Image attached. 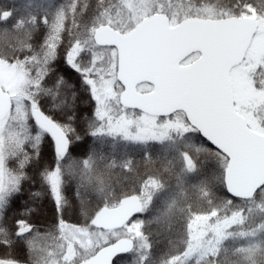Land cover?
<instances>
[{
  "label": "snow or ice",
  "instance_id": "6c2138e0",
  "mask_svg": "<svg viewBox=\"0 0 264 264\" xmlns=\"http://www.w3.org/2000/svg\"><path fill=\"white\" fill-rule=\"evenodd\" d=\"M0 264H264V0H0Z\"/></svg>",
  "mask_w": 264,
  "mask_h": 264
}]
</instances>
